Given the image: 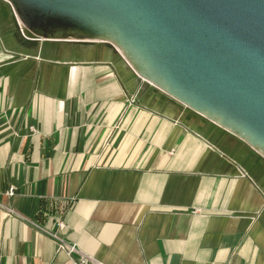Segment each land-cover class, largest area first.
<instances>
[{
  "label": "crops",
  "instance_id": "obj_1",
  "mask_svg": "<svg viewBox=\"0 0 264 264\" xmlns=\"http://www.w3.org/2000/svg\"><path fill=\"white\" fill-rule=\"evenodd\" d=\"M57 237L99 264H264V157L0 0V264H75Z\"/></svg>",
  "mask_w": 264,
  "mask_h": 264
},
{
  "label": "water",
  "instance_id": "obj_2",
  "mask_svg": "<svg viewBox=\"0 0 264 264\" xmlns=\"http://www.w3.org/2000/svg\"><path fill=\"white\" fill-rule=\"evenodd\" d=\"M42 38L110 43L264 157V0H4Z\"/></svg>",
  "mask_w": 264,
  "mask_h": 264
},
{
  "label": "built area",
  "instance_id": "obj_3",
  "mask_svg": "<svg viewBox=\"0 0 264 264\" xmlns=\"http://www.w3.org/2000/svg\"><path fill=\"white\" fill-rule=\"evenodd\" d=\"M8 195L12 196L13 195V191L10 190L8 192ZM59 227L62 228L63 225L60 223ZM57 240L59 241L58 248H59L60 251H65L68 255H71L72 253L73 254L74 253L78 254L77 260H75V264H99V263L95 262L93 259H91L90 257L78 252V250L75 248V246L68 245V244L64 243L61 240V238L57 237Z\"/></svg>",
  "mask_w": 264,
  "mask_h": 264
}]
</instances>
